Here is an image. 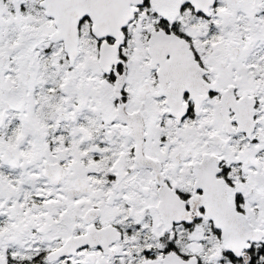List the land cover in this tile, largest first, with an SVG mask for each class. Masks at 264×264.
<instances>
[{
  "label": "snow or ice",
  "instance_id": "1",
  "mask_svg": "<svg viewBox=\"0 0 264 264\" xmlns=\"http://www.w3.org/2000/svg\"><path fill=\"white\" fill-rule=\"evenodd\" d=\"M0 264H264V0H0Z\"/></svg>",
  "mask_w": 264,
  "mask_h": 264
}]
</instances>
